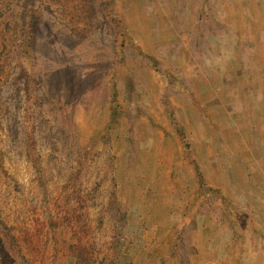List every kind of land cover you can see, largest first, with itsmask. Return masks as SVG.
Returning a JSON list of instances; mask_svg holds the SVG:
<instances>
[{
    "label": "rangeland",
    "instance_id": "rangeland-1",
    "mask_svg": "<svg viewBox=\"0 0 264 264\" xmlns=\"http://www.w3.org/2000/svg\"><path fill=\"white\" fill-rule=\"evenodd\" d=\"M0 264H264V0H0Z\"/></svg>",
    "mask_w": 264,
    "mask_h": 264
}]
</instances>
